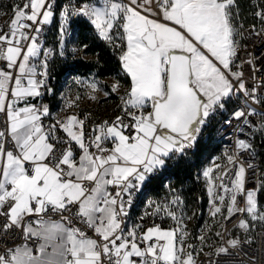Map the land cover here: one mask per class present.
<instances>
[{"label":"snow or ice","instance_id":"6c2138e0","mask_svg":"<svg viewBox=\"0 0 264 264\" xmlns=\"http://www.w3.org/2000/svg\"><path fill=\"white\" fill-rule=\"evenodd\" d=\"M100 3L66 0L58 10L56 0H25L13 5L10 28L0 29V235L19 237L12 246L0 244V264H196V246L185 244L182 209L177 216L182 199L171 187L163 202L147 200L155 211L144 215L172 218L179 235L175 227H129L128 221L147 183L181 159H200L198 145L222 114L227 119L215 135L232 133L233 146L224 152L230 171L213 163L202 176L211 215L242 232L233 235L221 224L215 254L228 253L225 243L251 244L257 225L264 227L258 196L264 180L246 188L248 169L259 168L253 139L257 132L264 137V83H247L244 64L253 71L257 66L242 41L264 43V0H253L255 22L247 32L237 0ZM57 16V42L46 46L45 26ZM75 20L87 22L111 46L130 78L120 114L87 127V116L53 117L43 102L56 95L52 61L66 57ZM71 51L75 56L77 46ZM74 82L85 83L79 77ZM87 85L96 100L98 81ZM102 90L110 96L119 88ZM64 100L66 108L75 104ZM199 240L203 251L206 238Z\"/></svg>","mask_w":264,"mask_h":264},{"label":"built area","instance_id":"2783aa9c","mask_svg":"<svg viewBox=\"0 0 264 264\" xmlns=\"http://www.w3.org/2000/svg\"><path fill=\"white\" fill-rule=\"evenodd\" d=\"M9 1V0H8ZM25 2V0H22L19 4L22 5ZM66 2L62 0H56V7L59 10L60 6ZM94 2L97 3V6H101L100 0H94ZM2 1L0 0V14L3 11L2 8ZM18 3V2H17ZM13 3V4H17ZM13 19V8L8 11V14L5 18L1 19L0 18V29L3 31H7L10 28V21ZM58 16L56 17V22H54L51 26H45L46 31L43 37V42L45 43L46 46H54V45H48L49 38L55 34L54 30L56 25L58 24ZM78 20H75L72 24V35L68 38L67 41V54L65 58H60L57 56L53 61H52V66L55 62L56 59H61L63 61H83L87 62L89 59L87 56H84L80 59H74L75 56H73L71 48L73 45L80 47L78 44V33H77V27H76V22ZM28 23H31L30 21ZM28 31H31V29H28ZM245 31H248V27H245ZM57 34V33H56ZM94 36L98 37L97 33H93ZM56 42H57V37H56ZM242 43L247 45V51L252 53V60L256 64V70L253 71L252 68L248 63H245L243 66V71L245 73V79L249 86H251L254 82L255 83H264V43H261L259 39L256 37H252L251 39H245L242 41ZM43 51V49H42ZM77 54V53H76ZM75 54V55H76ZM247 59V57H243ZM2 63V62H0ZM51 66V80L50 83L56 90V95H45L43 97V102L48 104L52 110V103H53V98L54 97H60L62 98L63 94V89H65L68 85V82L70 78L74 75H71L69 72L65 73L62 77L59 76V74L53 70ZM255 77L256 80L254 81L252 78ZM96 105L93 103V101H83L82 103H76L72 108H66L65 104L62 106H59L57 108V111L60 115H66L69 113H77L81 116H87L88 119H86V127L90 122H97L99 119L100 122L102 121V117H100V114H98V118H95V115L92 114V109H94ZM259 107V106H257ZM120 114V113H119ZM2 119V117H0ZM114 119V118H112ZM227 119L226 114H222L221 116H218L216 118V123L212 125L211 128L207 130L205 133V138L201 141L203 142H208L211 141L212 143L218 144L221 149V155L224 157L226 164L224 166V170L230 171V166L228 164V161L226 159V156L224 155V152L226 150H230V148L233 146L230 140V137L232 136L231 131L227 132V134L223 137H218L215 135V129L219 126V124ZM252 119L258 120L257 117H253ZM48 122V119L45 118V123ZM235 123V121H234ZM2 126V125H0ZM231 127V126H227ZM62 134V130H58ZM65 135V134H64ZM254 143V139H253ZM110 147V145H109ZM107 153H105L106 155ZM245 159H247V154H244ZM256 163L259 166V161L256 158ZM177 162L173 165H170L167 170L172 169L175 167ZM167 170L163 171L159 175H157L154 179L161 177L164 172ZM258 173H259V168L258 170L253 173L252 169H248L247 171V178H246V188H251V187H257L258 186ZM197 175L199 174L201 180L202 178V172H197ZM153 180V179H152ZM151 180V181H152ZM149 185V183L146 184V186ZM143 195L138 196L134 204L132 205L130 216H129V221H128V226L131 227L132 224L134 223H142L145 227L151 226L152 224L159 225L161 227L164 226V217L163 214H157V215H149L145 216L144 213L147 210L149 213L154 212V209L149 208L147 205V200L153 199L156 201L163 200L162 197H152L148 196L145 192V188L142 189ZM177 193V192H176ZM218 195H223V192H219ZM243 199V197H242ZM226 200V198H225ZM208 203H210V197L208 198ZM220 201L217 199L216 204H219ZM143 217V219H141ZM229 225H226V228L228 231H230L234 223L231 221H226ZM19 242V237H16L15 240L13 239L12 236H3L0 235V244H7V246H12L14 243ZM225 246L228 247L229 251L228 253H221L218 256L215 254V251L206 253L202 255L196 264H264V230H259L256 232L253 242L251 244L247 242H242L240 245L236 246L235 248L231 247L230 245L225 244ZM3 249L0 248V251Z\"/></svg>","mask_w":264,"mask_h":264},{"label":"trees","instance_id":"16d2710c","mask_svg":"<svg viewBox=\"0 0 264 264\" xmlns=\"http://www.w3.org/2000/svg\"><path fill=\"white\" fill-rule=\"evenodd\" d=\"M65 1V0H62ZM241 15L244 18V25L255 22L251 13L255 11L253 0H237ZM13 1L2 3V8L7 12L13 8ZM56 20V18H55ZM56 22V21H55ZM78 33V44L87 43L88 47L84 52L87 55L94 57L90 62L83 61H63L56 59L52 68L60 77L69 72L71 75L87 77L93 74L96 78L104 80L117 75L121 70V62L117 55L112 50L111 46L104 40H100L94 36V32L87 22L78 20L76 22ZM53 34L48 41V45L56 44L57 25ZM83 48V47H82ZM130 78L126 81L129 83ZM264 137L257 134L254 139V147L258 152L259 172L261 180H264ZM221 155V149L218 144L211 141H200L196 156L200 159H194L191 164L181 159L177 162L174 168L168 169L161 177L153 179L149 185L145 187L146 194L155 198L162 197L168 193L169 187L174 189L186 205L196 209L199 218L198 224L204 220L208 208V197L202 182L196 178L197 172H202L204 168L210 165L214 157ZM261 204H264V191L258 194ZM165 228V225L163 226Z\"/></svg>","mask_w":264,"mask_h":264},{"label":"rangeland","instance_id":"374dc122","mask_svg":"<svg viewBox=\"0 0 264 264\" xmlns=\"http://www.w3.org/2000/svg\"><path fill=\"white\" fill-rule=\"evenodd\" d=\"M1 1L3 3L8 2V0H1ZM9 1H13V3H17V2L20 3L22 0H9ZM7 14H8V12L5 9H3V11L0 14V18L1 19L5 18L7 16ZM55 18H54V22H55ZM56 37H57V35H56ZM99 39L103 40L100 37H99ZM84 56L88 57L89 60L87 62H90L94 59V57L87 55L84 52V48L78 47V51H77V54L75 55L74 59L75 60L80 59ZM76 77H79L81 80L85 81V83L79 84V85L76 84L74 82ZM92 78H95L99 83V88L94 93L97 97L96 100L91 99V96L89 95L91 89L87 85V81L92 79ZM126 79L127 78L123 75L122 68L117 73V75H115L113 77L106 78L104 80L96 78L93 74H91L87 77H81V76L74 75L70 78L67 87L65 89H63V91H62L63 92L62 100L65 103L64 97L67 96L68 98L72 99L76 103H82L83 101L84 102L85 101H93V103L96 105V107L94 109H92L93 110L92 114H94L95 116H98V114H100V117H102V121L104 119H112L117 114L120 113V108H119V106L121 104L120 97L125 95V93L127 91L128 83H127ZM112 86H118L119 90L117 92L112 93L110 96H105L104 91L102 89H111ZM77 94L80 95L79 100H76ZM257 134H259V133L258 132L255 133L254 139H255V136ZM213 163L219 164L220 168L223 169L225 164H226V161L222 155H218V156L213 158V160L210 162L209 166H211ZM217 171H220V169H214V172H217ZM200 181L202 182V184L205 188L207 197L209 198V194L207 192L208 185H207L205 179L203 178V176H202ZM260 181H261V173L259 172L258 173V184ZM165 195L171 196V193L168 192ZM165 195L162 198H164ZM159 202H163V200H159ZM227 202H228V198L226 196L225 205L227 204ZM173 207L175 208L176 206H173ZM210 207H211V205L208 203L206 216H205L204 220L201 222V224H198L199 218L197 216V212H196L195 208L186 205L183 200H182L180 207L177 208V216L180 215L181 209L183 211L184 220L182 221V226H186L187 231H188V235L186 237H184L185 244L192 243L193 245L196 246V252H197V255L195 257L196 263L202 255H204L206 253L213 252V251H215L216 247L220 246L221 241L219 240L218 237H216L214 235V233L216 231H223V229L220 228L221 224L225 225V227H226V225H229L226 222L227 220L222 219L219 214L217 216L213 217L211 215L210 210H209ZM222 211L226 212V207H225V209H222ZM163 217H164V225H165L164 229L175 227L177 230V235H179V232L181 230V226L177 225L176 222L172 218L167 217L165 215H163ZM259 230H264V227L257 225L255 230L252 232L253 238H254L256 232ZM229 232H231L233 235H240L242 230L236 228V226L234 224L233 228ZM201 234H203L206 238V240L204 242L206 246L203 247V251H201V241L199 240V236ZM228 239H229V236L227 235V233H225L224 241H227ZM186 251H187V249H186Z\"/></svg>","mask_w":264,"mask_h":264},{"label":"crops","instance_id":"0c3cea01","mask_svg":"<svg viewBox=\"0 0 264 264\" xmlns=\"http://www.w3.org/2000/svg\"><path fill=\"white\" fill-rule=\"evenodd\" d=\"M65 103L63 102V100H62V98H60V97H54L53 98V103H52V110H51V113H52V116L53 117H56V114L58 113V111H57V108L59 107V106H62V105H64ZM69 114H71V113H69ZM69 114H66V115H69ZM77 114V113H76ZM66 115H60L59 114V116L61 117V118H63V117H65ZM83 117V116H82ZM96 118H98V116H95ZM97 122H100V120L98 119L97 120ZM62 130V129H61ZM66 135V134H65ZM110 147H112L111 145H110ZM163 228V227H162Z\"/></svg>","mask_w":264,"mask_h":264},{"label":"bare ground","instance_id":"6f19581e","mask_svg":"<svg viewBox=\"0 0 264 264\" xmlns=\"http://www.w3.org/2000/svg\"><path fill=\"white\" fill-rule=\"evenodd\" d=\"M238 200H242V197L238 196Z\"/></svg>","mask_w":264,"mask_h":264}]
</instances>
